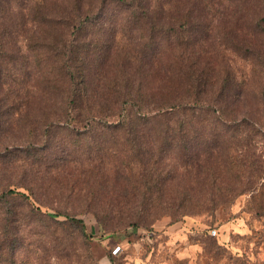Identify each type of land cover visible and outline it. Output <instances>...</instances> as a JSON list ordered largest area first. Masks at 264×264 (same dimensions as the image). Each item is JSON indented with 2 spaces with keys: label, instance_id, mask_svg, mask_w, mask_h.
<instances>
[{
  "label": "rangeland",
  "instance_id": "374dc122",
  "mask_svg": "<svg viewBox=\"0 0 264 264\" xmlns=\"http://www.w3.org/2000/svg\"><path fill=\"white\" fill-rule=\"evenodd\" d=\"M192 5L191 18L200 26L192 35L197 73L210 80L208 99L214 112L204 125L205 116L197 110L198 133L189 153L195 156L190 163L187 156H169L166 170L176 179L159 192L102 188V178L116 175L110 166L112 154L104 156L106 162L112 156L110 164L93 167V159L101 154L77 155L75 144L89 145L96 138L67 129L52 130L51 144L60 149L52 151L47 162L39 157L33 164L41 155L25 149L42 145L34 126L53 111L48 99L35 94V86L44 75L39 70H50L51 78L54 73L45 62L48 48L29 49L42 37L28 31L21 10L0 21L5 49L0 80L16 79L31 87L14 98L0 96V195L13 189L29 196L0 202V235L5 229L2 213L9 209V235L18 238L15 264H264V0H192ZM59 26L53 37L46 36L65 38ZM189 36L182 32L183 39ZM116 38L127 41L121 35ZM188 52L183 45L178 62L181 97L186 95ZM34 53L42 59L40 65ZM9 63L14 67L10 75L4 70ZM109 69L114 76L115 70ZM185 153L182 148L176 152ZM118 194L165 200L148 204V209L143 206L152 215L137 218L130 214L140 207L110 201Z\"/></svg>",
  "mask_w": 264,
  "mask_h": 264
},
{
  "label": "trees",
  "instance_id": "16d2710c",
  "mask_svg": "<svg viewBox=\"0 0 264 264\" xmlns=\"http://www.w3.org/2000/svg\"><path fill=\"white\" fill-rule=\"evenodd\" d=\"M193 10L192 0H63L55 3L51 0H0V21L4 16L21 15L26 28L30 24L28 31L33 30L42 37L30 43L29 49L33 51L36 45L44 51L48 48L45 62L54 73L51 78L48 77L50 70H39V75H44L35 86V94L48 99L53 111L34 126L37 143L42 145L30 144L25 149L30 155H41L33 164L39 157L47 162L50 153L60 149L51 144L52 130L67 129L77 136L96 138H91L89 145L75 144L77 155L101 154L97 160L93 159L96 164L93 167H104L114 158L110 166L116 175L102 178L99 183L102 188L131 193L146 189L159 192L168 187L176 178L166 170L167 158L187 156L190 163L195 155L189 153L198 133L196 112L202 110L204 125L214 112L213 102L208 99L210 80L197 73L193 51L196 43L192 35L200 26L191 18ZM57 24L64 29L65 38L54 41L49 36L53 37L51 32ZM92 30H95L93 34ZM184 31L190 35L188 39L182 38ZM117 35L126 37L127 41L117 42ZM183 45L188 46L189 52L185 54L186 95L181 97L178 62ZM2 46L0 39V54L5 52ZM34 55L40 65L42 59ZM111 66L114 76L108 70ZM13 68L10 63L4 66L8 75ZM16 81L0 80L1 99L14 98L22 89L30 91L31 87ZM100 129L102 132L96 136L95 131ZM179 148L187 152L186 155H177ZM109 152L113 157L109 155L106 162L104 156ZM18 196L29 199L26 193L10 189L0 195V202L8 203ZM189 199L183 198L179 203ZM164 200L162 196L129 194L110 198L112 203L140 207L130 214L137 218L152 215L143 206L148 209V204L160 205ZM192 200L201 204L199 198ZM8 210L2 213L5 229L4 235H0V263L15 264L18 238L9 235L8 226L12 221ZM47 215L52 219L59 217L53 213ZM68 219L83 223L76 217Z\"/></svg>",
  "mask_w": 264,
  "mask_h": 264
}]
</instances>
